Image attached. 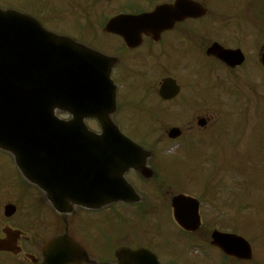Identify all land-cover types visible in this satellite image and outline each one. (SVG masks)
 <instances>
[{"label": "flooded vegetation", "instance_id": "1", "mask_svg": "<svg viewBox=\"0 0 264 264\" xmlns=\"http://www.w3.org/2000/svg\"><path fill=\"white\" fill-rule=\"evenodd\" d=\"M215 2L219 4V7H213ZM0 3L37 16L45 24L54 21L56 22L54 27H58L60 24L70 23L72 26L74 24L73 36L76 35L79 40L95 47H99L97 46L99 34H105L102 33L103 27L113 17V15L105 17V9H110L117 15H132L149 12L162 5L175 8L176 16L169 29L162 32L158 40L154 41L143 37L138 47L130 48L124 44L121 38H117L119 46L113 53L120 57L117 67L121 68L119 75L126 85L124 90H121L117 95L118 114H124L128 125H159L161 127L181 125L185 141H190L188 136L197 134L199 129L211 126L214 111H206L198 104L201 87H186L178 84V77H180L179 74L182 73L183 67L177 65L171 71L167 67V63H162V57L171 58L174 45L176 49L182 45L187 47L191 36L194 37L193 41L197 45L199 41H203L189 28L190 25L195 24H189L188 21L195 22L201 19L211 29L220 30L214 37L215 39L228 40L236 36V41H239V44L243 46L249 36V26L258 27L259 21L264 22V13L259 9H253L252 0H0ZM225 8H227L226 11ZM53 26L52 28H54ZM237 32L243 33L244 36L239 38ZM165 42H171L172 47L165 48ZM208 42H217L227 47L216 40ZM259 42H264V38ZM263 46L264 44L260 49ZM235 48L242 51L239 47ZM140 53L143 56L138 58ZM242 53L244 54L243 51ZM254 59L250 57L249 61ZM147 68L154 69L161 81L164 78L174 79L179 86L178 90L174 91L175 89L171 87L160 90V83L157 86H149L144 82L141 86L134 87L132 81L144 80L148 76ZM61 119L69 120L70 118L68 115H61ZM201 121L204 122L202 128L199 126ZM84 124L90 130L96 129L98 126L97 122L91 119L85 120ZM161 153L164 154V152ZM153 154L152 158L146 160V167L151 170L150 178L144 177L133 169L128 170L124 175L126 181L140 195L139 203L130 206V204L120 201L111 205H102L100 208H87L67 200L66 202H71L72 206L67 214L54 211L48 203L49 199L45 192L25 182L15 167L11 166L12 160H7L6 170L0 168V235H3L2 231L6 227L19 230L22 233L19 239L21 245V241L25 240L26 242L29 238L49 236L48 239H51L60 237L67 231V234L86 251L89 264H117L116 256L121 247L134 249L144 246L154 252L153 249L156 245L154 224L151 222L148 224L149 230L143 231L142 240L133 232L125 230L128 216L132 213H139L144 216V219L151 221L156 216L158 204L166 203L167 219L168 207L173 195L172 185L167 179H163V168L157 166L156 153L153 152ZM84 157L88 156L82 155V159L75 162L78 167L73 180L75 186H92L93 162L91 159H84ZM100 179L102 185L100 188L103 190L106 183L103 174ZM94 184L98 189L99 184ZM206 192L207 189L204 188L200 194L202 201L212 198H206ZM98 195L102 197L103 192L101 191ZM66 197L67 195H65ZM57 199L63 200L60 197ZM6 205L14 206L10 217L3 213V207ZM170 226L171 222L168 217V231H170ZM211 229V226H203L199 232L194 234L198 235L199 240L205 239L204 243L207 247L214 253H218L219 251L210 243ZM34 248L41 257L42 246ZM27 253L32 252L21 245V252L17 254L16 258L20 257L21 261L29 262L30 260L26 257ZM203 261L210 263L213 261V256L208 254ZM34 264H40V262L37 261Z\"/></svg>", "mask_w": 264, "mask_h": 264}, {"label": "water", "instance_id": "2", "mask_svg": "<svg viewBox=\"0 0 264 264\" xmlns=\"http://www.w3.org/2000/svg\"><path fill=\"white\" fill-rule=\"evenodd\" d=\"M141 20L147 22L138 18ZM106 61L110 69L112 59L44 30L33 18L0 9V148L11 150L19 166L34 173L32 181H39L41 152L69 160L78 150L74 141L60 132L66 124L57 121L56 108L71 112L76 119L96 116L103 125V133L90 143L94 150H101V144L104 149L107 145L109 161L134 159L131 155L138 149L111 124L105 125L100 114V110L113 104L107 90L111 85L108 70L100 67ZM95 81L99 82L95 87L98 90L93 88ZM18 156L29 158L32 166L23 164ZM181 200L182 197L174 200L176 220L181 225L195 224L196 204L191 201L188 205ZM214 238L215 244L228 255L242 258L250 255L247 243L235 235L216 233ZM6 247L0 241V249ZM51 256L49 264H70L74 259L69 248L61 252L51 249ZM125 256L124 264H158L145 249L126 252Z\"/></svg>", "mask_w": 264, "mask_h": 264}, {"label": "rangeland", "instance_id": "3", "mask_svg": "<svg viewBox=\"0 0 264 264\" xmlns=\"http://www.w3.org/2000/svg\"><path fill=\"white\" fill-rule=\"evenodd\" d=\"M213 7H219V4L215 2ZM226 10L227 8H225V11ZM105 15L108 14L105 13ZM55 23L56 22L54 21H49V23L45 26L46 28L53 31H61L60 29L62 28H65L69 31L73 29L70 24H63L64 27L60 26L59 30L53 29L52 26ZM189 28L194 32V35L198 37H201L204 33L205 38V31L210 27L206 23H203L202 20H198L197 24L190 25ZM215 29L219 33L220 30L217 28ZM237 36L241 38L244 35L241 32H237ZM102 38L104 40L107 39L104 37ZM109 40V44L104 45V47L101 48L111 49L114 47L115 45L113 44H116L115 38L111 37ZM171 47V42H165V48ZM171 59L174 62V67L177 66V60H184L185 62L189 60V64H192L194 71L196 70V76L190 74L189 78L191 77V81L189 84L194 81L195 77L197 81L204 77L197 76L204 72L202 68L204 67L203 65L206 64V61L200 55L199 51L193 48L192 44H189L187 47L182 45L178 49H176L174 45L173 53H171ZM251 63L253 66L256 64L259 71L257 69L253 70V68L243 67L238 69L237 73L228 71L225 75L222 72V70H224L223 67H219V70H217L219 76L218 80H223V85L226 89L234 90L237 88V86L238 88L240 86L242 89L243 95L241 98L237 96L239 98V107L236 108L237 110H235L236 112L232 115V117H229L231 115L229 113H231L233 109L232 106H235L231 105L235 97H229L227 93H223L220 98V104H214L215 112L213 113L212 117L213 122L211 126L207 128V131L204 132L199 129L197 134L189 137V142L192 143H182L180 142L181 140H179L178 142L169 143L165 147L167 149L166 152H168L167 156H171V160L178 158L180 159L181 157H196L200 160H203L202 162L204 163V167L201 165V171L199 165H195L192 160L186 158L185 162L180 163V165L168 167L166 172L168 175H173V178L175 176L180 178L183 187H191V190L193 191L188 190L185 191V193L192 195L195 198H198V193L194 190H203L206 187L208 179L210 185L217 183V185L220 184L221 186L225 187V190H223L222 193H227V195H229L228 201H231L236 196V200L233 199L232 203L229 205V208L220 207L215 202H211L209 200L202 202L200 208L201 216L204 217V222L209 218H215V220H219L217 226H219L221 231L231 232L232 229L235 228L237 231L236 233L247 240L248 238L254 237L255 239L252 243L254 264H264V144L263 146L260 145L261 147L257 149L256 143L259 142V138L264 140V131L258 132L252 130L258 128V126L255 124L263 120L261 119L260 115L264 114V109L261 107V104L264 106V79L261 77L263 74L259 69L257 57L252 60ZM115 76L118 80L116 72ZM149 81L154 82L155 79L151 76ZM216 82L217 77L211 76L209 79V85L213 86ZM201 86L202 89L206 91V86L203 82L201 83ZM214 97H216V95H214ZM206 107L203 109L208 111L209 109ZM247 118L252 122H246L245 125H243L242 123L247 121ZM222 123L226 124L222 126ZM218 126L223 127L225 130H216L215 132L210 130L212 128H217ZM138 127L139 128L132 127L130 129L131 132L139 134L145 138L144 134L147 133L148 128L143 125H138ZM140 130L144 134L141 133ZM150 142L151 141H145L147 145H149ZM211 142H213V144ZM190 146L194 147L190 148ZM179 149L180 153L177 154ZM210 158L212 160H210ZM0 166H2V170H6L7 168V164L2 161L1 154ZM212 168L215 169L216 172H212ZM209 169L210 171H208ZM245 169L247 170V175L249 174L248 180L250 185V190L247 192V197H245L244 191H240L241 189L244 190L246 186L247 175L245 174ZM233 172H236L237 174H233ZM215 173H217L216 180H214L212 177ZM232 191L234 193L230 194ZM231 205L233 206L231 207ZM218 207L220 208V211H218ZM237 208L240 209L237 210ZM163 210L165 211V207H163ZM161 216L162 214L160 211H158L154 222L156 224L155 232L157 234L155 245L156 249L161 245L160 242L162 238L167 235V225L165 219ZM130 217L128 220H130ZM247 223L250 224V228L248 229ZM177 233L178 232L175 227L171 225L168 234L169 236H167L166 240L167 245L165 248L171 249L172 252H174L178 242L184 241L177 240L176 236L179 235ZM257 234L261 236L259 239L261 242L257 237H255ZM182 247L185 246L183 245ZM161 250L165 251V249L162 247ZM158 251H160V249ZM164 256L165 254H163V257ZM196 256L202 257L203 252L196 249L191 250V258L185 256L184 254L181 255L184 260L190 259V261L197 259L192 258ZM0 258L9 261L4 256L0 255ZM176 258L173 259L175 260ZM214 260L215 264H230L229 262H225L221 255L217 253H214ZM177 261V264H184L182 259ZM167 262H170L169 257Z\"/></svg>", "mask_w": 264, "mask_h": 264}, {"label": "bare ground", "instance_id": "4", "mask_svg": "<svg viewBox=\"0 0 264 264\" xmlns=\"http://www.w3.org/2000/svg\"><path fill=\"white\" fill-rule=\"evenodd\" d=\"M97 84L99 85V82L95 81L93 84V88H95L97 86ZM94 90H98L97 88H95ZM111 170L115 173V174H119L121 168L118 164H113L111 165Z\"/></svg>", "mask_w": 264, "mask_h": 264}]
</instances>
